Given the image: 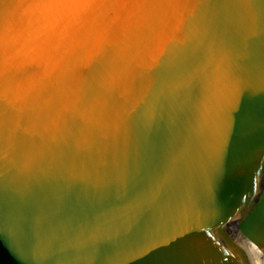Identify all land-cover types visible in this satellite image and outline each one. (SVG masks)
I'll return each instance as SVG.
<instances>
[{
  "label": "water",
  "instance_id": "1",
  "mask_svg": "<svg viewBox=\"0 0 264 264\" xmlns=\"http://www.w3.org/2000/svg\"><path fill=\"white\" fill-rule=\"evenodd\" d=\"M0 264H264V0H0Z\"/></svg>",
  "mask_w": 264,
  "mask_h": 264
},
{
  "label": "snow or ice",
  "instance_id": "2",
  "mask_svg": "<svg viewBox=\"0 0 264 264\" xmlns=\"http://www.w3.org/2000/svg\"><path fill=\"white\" fill-rule=\"evenodd\" d=\"M52 2H57V0H52ZM73 2H87V3H93L95 0H73Z\"/></svg>",
  "mask_w": 264,
  "mask_h": 264
}]
</instances>
